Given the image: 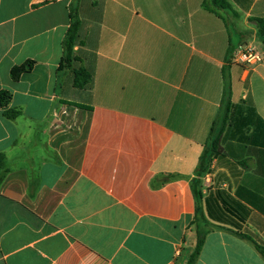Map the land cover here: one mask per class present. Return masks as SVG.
<instances>
[{
	"label": "crops",
	"instance_id": "0c3cea01",
	"mask_svg": "<svg viewBox=\"0 0 264 264\" xmlns=\"http://www.w3.org/2000/svg\"><path fill=\"white\" fill-rule=\"evenodd\" d=\"M81 0L73 68L58 74L72 0H0V264H187L194 172L224 97L225 158L201 179L215 229L196 264H264V0ZM28 60L33 70L13 82ZM21 116L8 120L5 110ZM174 176L172 179H167ZM34 189V195L31 190Z\"/></svg>",
	"mask_w": 264,
	"mask_h": 264
},
{
	"label": "trees",
	"instance_id": "16d2710c",
	"mask_svg": "<svg viewBox=\"0 0 264 264\" xmlns=\"http://www.w3.org/2000/svg\"><path fill=\"white\" fill-rule=\"evenodd\" d=\"M81 0H72V3L69 8V28L65 35V38L62 43L63 54L60 60L58 74L64 71H72L75 77V86L79 89L88 85L92 80V75L85 70L80 68L75 70L73 68L74 62L77 61V58L73 55L74 46L80 41V27H81V18L79 14ZM203 9L212 12L220 13V11H233L231 5L227 0H204L202 3ZM253 21H256L258 24V37L261 41L264 42V18H254ZM35 62L28 60L27 62L14 66L10 71V77L13 82H18L22 75L29 73L33 70ZM224 97L219 109V113L212 124L209 138L204 146L203 152L199 158L198 165L194 172V179L192 181V190L195 198V214L193 224L196 227V246L195 250L192 253L187 264H196L203 247L207 236L215 229L209 222L203 207V192L201 190V179L211 172V167L214 160H222L225 158V155L222 152V138L226 130L229 112L231 107V86L229 83V76L227 70H224ZM11 100V94L9 91L0 92V108H7ZM5 117L8 120L14 121L19 116H21V111L18 109H9L5 110ZM5 154L0 153V185L3 181V175L5 172ZM174 176H169L167 179H172ZM35 190H31V195H34ZM241 238L250 241L259 252V254L264 258V247L257 244L249 236L241 233H237Z\"/></svg>",
	"mask_w": 264,
	"mask_h": 264
},
{
	"label": "built area",
	"instance_id": "2783aa9c",
	"mask_svg": "<svg viewBox=\"0 0 264 264\" xmlns=\"http://www.w3.org/2000/svg\"><path fill=\"white\" fill-rule=\"evenodd\" d=\"M232 62L247 67H256L264 62V55L248 46L239 45L232 54Z\"/></svg>",
	"mask_w": 264,
	"mask_h": 264
}]
</instances>
